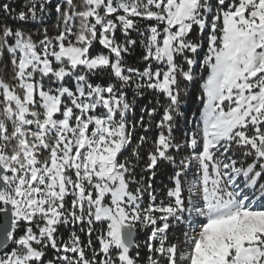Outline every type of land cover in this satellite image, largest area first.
I'll list each match as a JSON object with an SVG mask.
<instances>
[{"label": "snow or ice", "instance_id": "6c2138e0", "mask_svg": "<svg viewBox=\"0 0 264 264\" xmlns=\"http://www.w3.org/2000/svg\"><path fill=\"white\" fill-rule=\"evenodd\" d=\"M50 9L0 24V264H264V0L0 3Z\"/></svg>", "mask_w": 264, "mask_h": 264}, {"label": "trees", "instance_id": "16d2710c", "mask_svg": "<svg viewBox=\"0 0 264 264\" xmlns=\"http://www.w3.org/2000/svg\"><path fill=\"white\" fill-rule=\"evenodd\" d=\"M3 2H9L11 6L16 10V12H19L20 10H26V5L28 4V0H0V3ZM62 0H53V4L61 3ZM7 23L10 26L13 27H19L23 31L31 33L33 38L36 40H39L42 38V33L45 29H47L49 35H55L56 34V23H57V16L54 11V9H50L48 15L43 20V22H20V21H14L4 13L0 12V24ZM135 35V34H133ZM98 49L101 47L99 45L96 46ZM142 49L137 48L135 51H133L131 54L126 55L127 63L131 66H141L140 62V56L142 54ZM0 75H4V73H0ZM10 75V73L8 74ZM8 75H5V79L8 78ZM97 83L102 82L101 80H97ZM127 93V99L131 102L135 100V108H134V116L138 117L141 114V108L144 105H147L149 100H152V96L150 93L146 92L144 96L138 97L134 95V90L128 89L126 90ZM186 108H188L190 111L196 110V102L194 100L189 101L188 105H185ZM139 134V129L137 130ZM167 183V177L164 174V171L162 170L160 173H158V177L156 180V185L161 186L163 184ZM143 258V251L141 255V259Z\"/></svg>", "mask_w": 264, "mask_h": 264}]
</instances>
